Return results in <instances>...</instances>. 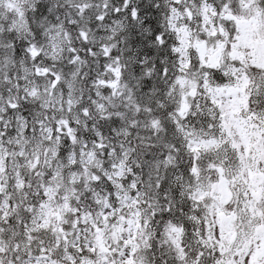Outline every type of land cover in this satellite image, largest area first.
I'll use <instances>...</instances> for the list:
<instances>
[{
	"label": "snow or ice",
	"instance_id": "obj_1",
	"mask_svg": "<svg viewBox=\"0 0 264 264\" xmlns=\"http://www.w3.org/2000/svg\"><path fill=\"white\" fill-rule=\"evenodd\" d=\"M0 264H264V0H0Z\"/></svg>",
	"mask_w": 264,
	"mask_h": 264
}]
</instances>
